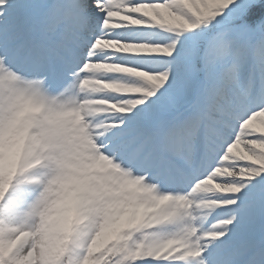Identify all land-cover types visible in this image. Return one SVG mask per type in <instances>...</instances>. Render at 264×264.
I'll use <instances>...</instances> for the list:
<instances>
[{
    "label": "snow or ice",
    "instance_id": "obj_1",
    "mask_svg": "<svg viewBox=\"0 0 264 264\" xmlns=\"http://www.w3.org/2000/svg\"><path fill=\"white\" fill-rule=\"evenodd\" d=\"M0 264H264V0H0Z\"/></svg>",
    "mask_w": 264,
    "mask_h": 264
}]
</instances>
